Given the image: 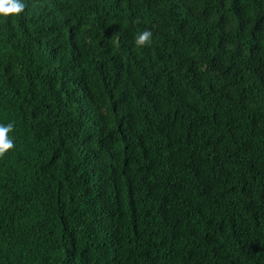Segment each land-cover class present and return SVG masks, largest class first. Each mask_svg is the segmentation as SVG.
<instances>
[{
  "label": "trees",
  "instance_id": "16d2710c",
  "mask_svg": "<svg viewBox=\"0 0 264 264\" xmlns=\"http://www.w3.org/2000/svg\"><path fill=\"white\" fill-rule=\"evenodd\" d=\"M23 2L0 264H264V0Z\"/></svg>",
  "mask_w": 264,
  "mask_h": 264
},
{
  "label": "clouds",
  "instance_id": "9594fccd",
  "mask_svg": "<svg viewBox=\"0 0 264 264\" xmlns=\"http://www.w3.org/2000/svg\"><path fill=\"white\" fill-rule=\"evenodd\" d=\"M25 4L23 0H0V16L19 14L23 12ZM151 32L143 31L135 37V44L144 46L150 39ZM13 130V124H0V155L5 154L14 147L13 139L8 135Z\"/></svg>",
  "mask_w": 264,
  "mask_h": 264
}]
</instances>
